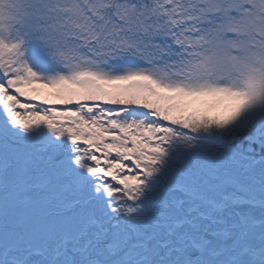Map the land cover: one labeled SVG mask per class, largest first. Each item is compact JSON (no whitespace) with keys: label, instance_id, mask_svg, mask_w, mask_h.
Returning a JSON list of instances; mask_svg holds the SVG:
<instances>
[{"label":"snow or ice","instance_id":"6c2138e0","mask_svg":"<svg viewBox=\"0 0 264 264\" xmlns=\"http://www.w3.org/2000/svg\"><path fill=\"white\" fill-rule=\"evenodd\" d=\"M0 264H264V0H0Z\"/></svg>","mask_w":264,"mask_h":264}]
</instances>
